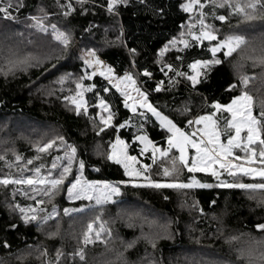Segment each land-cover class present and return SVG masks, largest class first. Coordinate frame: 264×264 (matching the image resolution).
Here are the masks:
<instances>
[{
  "label": "trees",
  "instance_id": "16d2710c",
  "mask_svg": "<svg viewBox=\"0 0 264 264\" xmlns=\"http://www.w3.org/2000/svg\"><path fill=\"white\" fill-rule=\"evenodd\" d=\"M182 2L128 0L127 5L117 8L116 14L106 10V0H86L83 6L77 0H72L75 11L64 17L55 0H21L23 7L31 12L38 13L41 8L50 12L52 15L48 17L53 22L74 34L83 45L95 47L101 58L117 71L131 72L139 86L148 93L150 102L187 132L190 130L187 121L213 111V100L228 103L232 96L239 94V88L230 89L228 85L238 82L241 74L254 77L250 80L248 91L254 94L258 111V101L264 98V69L248 57L258 56L264 49V38L261 37L264 23L261 21L247 24L230 16L221 22L210 16L208 22L219 30L218 37L235 32L243 34L247 44L228 57L223 56L222 52L217 53L222 63L213 66L207 78H202L195 88L182 77H177L179 82L169 86V77L160 71L163 65L157 63V54L172 36L178 35L181 24L187 22L188 14L179 8ZM84 8L88 11H83ZM217 11L224 12L223 9ZM28 25L21 18L16 21L0 18L2 52L13 56V61L27 59V64H19L16 67L21 69L8 72L7 76L0 71V120L17 115L34 124L47 126V134H43V139L37 142L40 144L56 135L63 136L67 144L76 146L79 160L84 161L83 173L88 179H109L114 182L127 179L123 175V168L107 159L109 142L119 135L129 144V152L138 154L139 143L133 141L134 135L143 131L155 143L165 146L166 129L160 128L156 118L145 109L132 113L125 108L124 98L99 75L92 80L82 81L95 83L97 88L85 93L90 105L88 115H77L62 96L71 95L75 90V79L86 70L82 60L76 51L65 49L52 36ZM208 47L209 42L204 41L201 46L184 51L172 49L161 59L187 71V63L193 58H211ZM132 48L136 49L135 54H130L129 49ZM177 55L183 57L182 64L176 60ZM145 68L152 72L151 78L144 76ZM66 73L71 75L61 84L59 78ZM171 75L174 73H169ZM160 81H163V85L157 91L156 84ZM103 87H108L109 91L103 92ZM98 90L115 113L113 124L131 118L127 126L119 131L111 126L99 131L93 126L99 124L96 112L100 109L95 107V92ZM185 108L188 110L185 111ZM140 111L146 112V119L139 116ZM218 115L226 117L228 114L224 112ZM141 123L144 124L142 130L139 127ZM36 131L26 125L23 137L30 134L34 137L26 140L15 135L11 136V141L6 139L10 142L0 140V155L6 158L0 160V174L9 171L15 174L18 165L22 162L27 164V160L33 156H39V159L44 156L48 162L52 156L64 150L53 147L47 153H37L34 143H29L41 135L42 132ZM97 142L102 143L100 153L95 151ZM10 150L13 152L10 153ZM14 154L21 155L22 161H15ZM9 161L17 167H6ZM184 175H195L202 182L213 184V187L177 191L120 185L121 192L113 201L68 216L63 214L65 207L85 201L68 200L65 181L51 202L47 197H40L45 201L40 207L50 212L52 203H55L58 212L56 217L42 226L35 222L25 224L19 219V213L8 206L9 203H34L19 194L13 200L12 188H20V185H0V262L45 264L46 260L54 261L56 250L60 249L64 255L59 264H149L150 261L152 264H232L235 260V264H259V261L245 260L244 257L236 258L232 239L229 238L242 233L255 235L254 239L257 240L264 235L254 227L257 223H264V205L258 206L256 200L248 199L239 189L216 187L217 181L210 174L184 171ZM165 196L168 198L165 199ZM97 216L100 217L99 221L96 220ZM90 220L96 223L95 227L104 223L103 240L83 245L80 236ZM11 224H16V227H9ZM108 230L112 233L110 237ZM50 231H57V235L48 236ZM148 238L155 239V248ZM4 241L8 242L9 248L2 246ZM129 242L132 246L126 247ZM78 247L85 248V262L68 255ZM262 247L264 244L256 246L254 250L258 252L264 249ZM45 250L47 257L40 255ZM22 254L23 259H17ZM220 258L226 262L220 263Z\"/></svg>",
  "mask_w": 264,
  "mask_h": 264
},
{
  "label": "snow or ice",
  "instance_id": "6c2138e0",
  "mask_svg": "<svg viewBox=\"0 0 264 264\" xmlns=\"http://www.w3.org/2000/svg\"><path fill=\"white\" fill-rule=\"evenodd\" d=\"M56 6L61 10L64 17L69 16L75 11L72 0H55ZM77 3L83 6L86 0H77ZM128 0H106V10L109 13H117L120 5H127ZM21 0H0V18L5 20L16 21L17 13L22 7ZM179 8L186 14L188 19L186 23H182L178 35L172 36L162 48L158 50L157 63H162L160 69L166 77H169V86L177 81V77H182L190 82L193 88L201 83L202 78H207L212 67L222 63L217 53L222 52L223 56H231L242 45L247 44V38L243 34L229 33L218 38L219 30L214 24L208 22V18L224 22L229 17H237L238 22L252 24L254 21L264 23V0H183L179 4ZM207 9V10H206ZM223 9L224 12H218ZM83 11H88L84 8ZM52 15L43 8L39 9L38 14L28 17L31 20L30 28H34L42 33L50 34L52 38L58 41L66 49L70 43V35L67 31L61 30L55 23L47 22V17ZM186 29V30H185ZM264 38V32L261 33ZM204 41L209 42L208 51L211 53L210 59L193 58L187 63V71L181 70L173 63H165L161 57L172 49L179 51L187 50L191 47H199ZM130 54H135L136 49H129ZM85 67L83 75L75 79V90L71 95L62 96V99L74 110L77 115H88L90 107L88 100L85 98L86 92H92L97 88L95 83H83L85 79L92 80L94 76L99 75L107 81L108 85L115 88L117 92L124 98V107L132 113H137L139 109H145L147 113H151L159 126L167 131V145L161 147L149 138L147 133L141 131L139 135L132 137L133 141L139 143V156L146 157L151 163H145L138 159L137 155L129 154V144L119 135L115 140L109 142V151L107 159L115 161L116 164L123 168V175L127 179L119 181L109 180H87L83 176L84 161H79V166L75 174V179L67 185V199L94 201L95 205H103L110 201L114 195H118L121 191L120 185H132L134 187H146L156 190L174 189L177 191L194 188H210L213 184L202 182L195 175H189L187 179H181L184 169L188 173H207L217 181L216 187L239 189L243 191L250 200H256L257 205H264V98L258 101L259 110L256 111L257 101L248 91L250 77L247 74H241L238 82L228 85L230 89L239 88V94L231 97L228 103H220L213 100L211 107L213 111L196 115L193 119L188 120L187 124L192 127L194 124L199 127H192L191 132L178 127L168 116L164 115L157 107H155L148 98V93L141 91L137 87V82L133 74L125 71L123 76L115 73L114 69L106 64L97 56L96 51L88 48L82 51L79 57ZM254 64H259L264 69V49L262 54L258 56H250ZM176 60L183 63V57L177 55ZM9 68L0 69L7 76L12 68L19 64H27V59L6 61ZM135 62L133 61V64ZM87 69H91L88 71ZM167 69L168 71H165ZM169 73L174 75L169 76ZM143 74L151 78L152 72L147 68L143 69ZM71 74L66 73L59 78L61 84L64 83ZM163 81L157 82L156 90H160ZM103 92H108V87L102 88ZM136 95L133 96L132 93ZM95 107L100 111L96 112L99 124H93L94 127L103 131L105 128L114 127L117 131L127 126L131 122V118L125 119L122 123L113 124L115 113L111 110V105L100 91L95 92ZM188 109L185 108V111ZM146 112L140 111L138 114L142 119H146ZM226 112L228 115L222 117L218 113ZM223 120V126H221ZM140 129L144 128V124H140ZM56 141L60 143L57 144ZM33 147L37 153H44L50 148L64 149L63 156H55L46 172L42 173L45 165L28 169L31 173L24 174L25 163L18 165V174L11 171L0 174V185L8 187L20 185V188H12L11 194L13 200L15 195L25 196L27 199L34 201L27 205L20 203H9V207L19 213V219L25 224L35 222L37 225H45L51 218L58 215L57 206L52 203L51 211L46 212L40 205L44 204L47 197L51 202L57 192L64 186L65 178L72 171L73 159L76 155L77 148L75 145L67 144L64 137L56 135L45 143H35ZM193 151H189V150ZM175 150L176 154L170 155ZM7 151V150H5ZM15 161H22L19 154H14ZM39 156H33L27 160V164H32L33 160L39 159ZM165 158L170 163L161 167L159 171L153 173V165ZM4 155H0V160H5ZM62 159H66V163H58ZM6 167L12 169L17 167L14 162H7ZM58 172V175H54ZM162 177V178H155ZM244 177L252 178V182H245ZM230 178V179H229ZM23 186H27L25 189ZM31 193V195H29ZM165 199L168 197L165 196ZM214 203V201H213ZM89 206L81 204L80 208L63 209V214L68 216L70 213H79ZM203 211V209H200ZM41 213H44L41 215ZM99 221L100 217L97 216ZM94 221H89L86 228L80 236V242L83 245L94 244L102 241V233L105 231L104 223L101 222L99 227L94 226ZM15 228L16 224L9 225ZM257 230L264 233V223H257L254 226ZM59 229V221L57 220V230ZM48 236L57 235V231H50ZM107 235H112L111 231H107ZM159 237H156L158 239ZM234 239V237L232 238ZM153 248L156 247L155 239L148 238ZM260 244L261 242H257ZM5 249L10 245L7 241L2 245ZM129 242L126 247H131ZM41 256L47 257V251L40 253ZM64 254L60 249L56 250L54 261L46 260L45 264H59ZM69 256L78 257L81 262H85L86 252L84 247H78L74 252L68 253ZM250 256H255L259 260V264H264V249L256 252L250 251ZM17 259H23V254ZM2 264V262H0ZM149 264H152L150 261ZM251 264V262H250Z\"/></svg>",
  "mask_w": 264,
  "mask_h": 264
},
{
  "label": "rangeland",
  "instance_id": "374dc122",
  "mask_svg": "<svg viewBox=\"0 0 264 264\" xmlns=\"http://www.w3.org/2000/svg\"><path fill=\"white\" fill-rule=\"evenodd\" d=\"M35 14H38V13H35V12H31L27 9H25L23 6L20 8L19 12L17 13V16L18 18H21L23 19L24 21H26L27 23L31 24V20L28 19L29 16L31 15H35ZM47 22L49 23H55L53 22L49 17H47ZM56 24V23H55ZM57 25V24H56ZM58 28H60L61 30H64L62 29L59 25H57ZM65 31V30H64ZM68 32V31H67ZM69 35H70V43L68 45L67 48L69 49H72L74 51H76V53L78 54V56L80 57L81 55V52L82 51H86L88 48H92L96 51V54L97 56H99V58L101 60H103L106 64L110 65L115 73L119 76H123L124 73H121L119 71H117L111 64H109L106 60H104L103 58H101V56L99 55V53L97 52L96 48L93 47V46H89V45H83L76 37L74 34H72L71 32H68ZM48 35L51 36L50 34V30L48 33H46ZM218 38H223L222 37H218ZM14 60V57L11 56L10 54H4L2 52V49L0 48V69H7L9 68V64L6 63V61H13ZM19 69H21L20 67H15V68H12L11 71L9 72H13V70L15 71H18ZM88 71H91V69H87ZM135 78V77H134ZM136 80V78H135ZM137 82V80H136ZM137 87H139L141 89V91H144L140 86L139 84L137 83ZM251 94V93H250ZM133 96L136 95L135 92L132 93ZM252 95V94H251ZM254 97V94L252 95ZM255 99V98H254ZM150 101V100H149ZM139 109V108H138ZM164 114V113H163ZM204 114V113H203ZM166 115V114H164ZM201 115V114H199ZM167 116V115H166ZM169 117V116H168ZM170 118V117H169ZM171 119V118H170ZM193 119V118H192ZM172 120V119H171ZM173 121V120H172ZM174 122V121H173ZM175 123V122H174ZM28 125L29 128L31 129H37L36 132H42L41 135H39V138L38 139H33L32 143L29 142L30 144L33 145V143H37L39 140L43 139V134H47V126L45 125H37V124H34L32 123L31 121H28V120H25L22 116H17V115H13V116H10L8 117L7 119H5V121L3 120H0V140H3V143L4 142H10V138L11 136H17V137H21V138H24V139H29V137H34L32 136V134H30L29 136H25L23 137V130L25 129V126ZM177 125V124H176ZM178 126V125H177ZM179 127V126H178ZM192 127H199V125H193ZM192 127H190V130L189 132L192 131ZM23 133V134H22ZM140 134V133H139ZM138 134V135H139ZM44 135V136H45ZM117 136V135H116ZM116 136L114 137V140L116 138ZM7 140H10V141H6ZM123 139V138H122ZM28 142V141H27ZM60 143V142H59ZM57 143V144H59ZM102 143L100 142H97V144L95 145V151L96 152H101L102 148H100ZM157 144V143H156ZM159 145V144H158ZM167 145V144H166ZM165 146H161V147H166ZM140 147V146H139ZM48 151V150H47ZM46 151V153H47ZM109 151V149H108ZM129 151V150H128ZM189 151H193V150H189ZM9 152V151H8ZM13 152V150H10V153ZM63 152L64 150L62 151H59L58 154L52 156L51 158L55 157V156H63ZM130 155H137L138 156V159L140 160H143L145 163H151V160H148L146 157H140L139 156V153L138 154H131L129 152ZM172 154H176L175 153V150H173V153H170V155ZM14 157V156H13ZM79 158H78V154L76 152V155L73 159V167H72V171L68 174V176L65 178V181H67V185L71 182V180H74L75 179V174H76V171L78 169V166H79ZM150 161V162H149ZM67 160L66 159H62L61 161H59L58 163H66ZM52 163V159L49 160L48 162L45 160V157L43 156L42 159H36V160H33V163L32 164H25V170H24V174L25 175H29L31 174L28 169H31L33 167H36V166H39L40 164H43L45 165V167L41 170L42 173L43 172H46L49 168V166L51 165ZM168 163H170V161H168L167 159L165 158H161V161H159L157 164L153 165V173L155 174L156 171H159L161 169L162 166L164 165H167ZM184 171H187V169H184L182 174H181V179H187V177L184 175ZM83 172V170H82ZM15 174H18V171L15 172ZM59 173L58 172H54V175H58ZM83 176L85 177L84 173H83ZM86 178V177H85ZM155 178H162V177H155ZM197 178V177H196ZM87 180H109V179H88L86 178ZM198 179V178H197ZM230 179V178H229ZM243 180L245 182H252V178H249V177H244ZM64 181V182H65ZM111 181V180H109ZM67 185H66V190H65V195L67 196ZM25 189H27V186L25 187ZM121 192V191H120ZM120 194V193H119ZM118 194V195H119ZM118 195H114L112 197V199L110 201H113L116 197H118ZM76 201V200H74ZM80 201H85L83 203H79L77 205H70L68 206L67 208H80L81 204L83 205H86V206H89V207H93V206H97L95 205V202L94 201H88V200H80ZM109 202V201H108ZM187 204V203H186ZM87 207V208H89ZM42 208V207H41ZM96 223H94V226H95ZM234 237V239H232ZM232 238H229L230 240L232 239V250L235 251V256L236 258H241V257H244L245 260H250V261H259L254 255L253 256H250L249 253L250 251H253L255 249V247L257 246H260L262 244H264V235H261L259 239L255 240V235H245V234H242V233H238V234H235L232 236ZM257 242H261L260 244H258ZM264 248V247H262ZM183 254V253H182ZM216 259V258H215ZM218 261H220V263H225L226 260L224 261L222 258L218 259ZM236 261V260H235ZM235 261H232V264H235Z\"/></svg>",
  "mask_w": 264,
  "mask_h": 264
}]
</instances>
